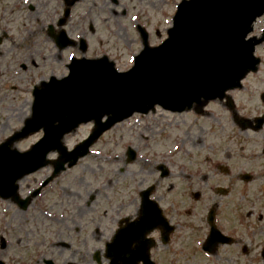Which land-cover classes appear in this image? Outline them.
<instances>
[{"label": "flooded vegetation", "instance_id": "flooded-vegetation-1", "mask_svg": "<svg viewBox=\"0 0 264 264\" xmlns=\"http://www.w3.org/2000/svg\"><path fill=\"white\" fill-rule=\"evenodd\" d=\"M8 1L6 10L11 14L20 13L32 21L33 17L26 14L38 13L40 21L32 22H40V32L46 34L58 53L67 49L79 51L80 40L75 41L68 32L88 26L86 23L93 21L90 16L98 11L94 6H120L118 13L124 17L131 13L141 15L131 3L135 0H40L39 7L30 0ZM136 1L142 2L149 13L155 10L153 0ZM82 3H87V9L75 15ZM259 21L252 32L256 38L264 36V26ZM141 27L147 30L146 23H136L134 31L139 33ZM21 29L25 30L24 25ZM62 32L69 40L62 41ZM260 45L258 49L264 46V40ZM209 105H213L212 111L206 110ZM206 107L199 114L194 113V120L205 119L198 127V135H191L186 121L181 122L179 132L176 118L165 120L167 114L161 110H155L156 118L137 115V122L134 118L128 120L127 123L143 122V128L150 123L147 132L152 139L155 135L170 139L173 144L177 141L187 165L176 174L178 168L171 162L175 154L171 151L170 163L152 162L146 173L140 169L153 177L130 185V195L126 196L129 206L118 205L117 209L131 210L116 220L111 233L110 223L119 215L109 216L107 206L97 210L93 195L87 194L84 201H78L76 193L55 191L51 184L37 194L36 184L25 192L21 189L25 194L19 197L29 198L25 209L17 202L11 203L22 214L32 209V220L41 215L46 224L47 232L34 242L33 248L25 249L37 258L36 264H109L106 254L114 232L125 230L127 219L139 220L145 209L152 211L155 205L173 230L167 236L164 227L150 233L156 242L153 255L171 256V264L176 257H183L184 264H264V74H248L239 89ZM140 139L149 140L144 136ZM136 157L135 152L133 161ZM124 159L129 160L127 151ZM44 179L43 176L39 182ZM167 179L168 190H160L159 183ZM54 191L59 197L69 194L72 199L41 204L45 195ZM103 216L101 223L93 226ZM15 264L25 263L21 260Z\"/></svg>", "mask_w": 264, "mask_h": 264}, {"label": "water", "instance_id": "water-1", "mask_svg": "<svg viewBox=\"0 0 264 264\" xmlns=\"http://www.w3.org/2000/svg\"><path fill=\"white\" fill-rule=\"evenodd\" d=\"M263 14L264 0H184L167 39L155 48L144 43L129 71L118 73L105 57L72 60L65 78L51 77L35 87L30 118L0 145V197H15V182L45 166L51 151L60 154L54 174L66 162L72 166L104 131L135 112L154 105L180 112L235 88L255 69V44L246 37ZM87 122L94 124L91 134L66 152L63 136ZM39 130L43 137L30 150L12 148Z\"/></svg>", "mask_w": 264, "mask_h": 264}, {"label": "rangeland", "instance_id": "rangeland-1", "mask_svg": "<svg viewBox=\"0 0 264 264\" xmlns=\"http://www.w3.org/2000/svg\"><path fill=\"white\" fill-rule=\"evenodd\" d=\"M179 1L153 0L151 3L155 10L149 13L142 2L135 0L131 3L136 5L135 11L139 10L141 15L131 13L125 17L118 13L121 10L120 6L115 8L112 5L103 8L100 5L94 6L93 9L98 11L95 16H90L93 21L86 23L88 26H84L83 29L76 28L68 33L74 39L82 37L86 40L88 50L85 57L96 59L106 55L114 61L117 70L125 71L132 65L134 55L141 49L139 36L134 31L135 24L146 23L149 44H157L164 39L165 31L170 27L175 6ZM30 2L34 5L38 4L39 7L40 0H30ZM8 6V0H0V9H5L0 12V37L2 38L0 44V143L19 130L24 119L29 116L32 86L37 85L41 80H47L51 75L55 77L63 75L66 73L64 65L69 61L70 56H80L78 51L72 49L61 53L56 52L51 41L46 38V34L40 32V22L36 25L32 22L37 19L40 21L38 13L26 14V16L33 17L30 21L20 13L18 16L11 14L6 10ZM84 9H87V3H82L76 9L75 15L82 13ZM21 25H24L25 30L21 29ZM257 55L261 60L264 59V46L258 49ZM256 73L264 74V66L260 65ZM212 107L213 105H209L206 110L212 111ZM190 113L173 117L177 122L180 121L179 124L187 121L191 135H198V127L205 119L194 120L195 116L190 117L188 115ZM143 124L138 126L135 123H127L114 127L95 144L89 155L79 160L74 167L60 173L50 185L55 191L67 190L73 195L76 193L79 197L78 201H84L87 194L93 195L94 201L97 202V210L100 211L103 206H107L109 216L119 215L110 223V233L115 227L116 220L129 214L131 210L117 209L118 205L129 206L126 196L130 195L131 189H128L130 185L140 179L153 177V175L144 174L147 172L146 168L151 165L150 163H170L168 157L172 151L170 148L172 141L155 137V135V139H152L147 132L151 124L146 123L144 128ZM88 130V127H82L67 135V146L70 148L80 141ZM178 131L181 132V128ZM40 136V132L30 135L26 139L19 140L15 147L19 151H25ZM140 136L149 140H142ZM144 144H151V146ZM127 146L138 151L137 161L125 166V170L120 172L123 168L121 158ZM176 152L179 153L171 159V162L178 168L176 170L178 174V170L187 163L184 160L183 151L177 150ZM142 159L143 161H139ZM142 168L144 173L140 172ZM50 170V167L44 168L20 182L22 191L25 192L32 188L41 177L48 175ZM34 178H36L35 183ZM169 183L168 179L161 181L160 190H168ZM144 186L142 184V187ZM55 191L47 193L41 204L50 200L72 199L69 194L59 197ZM31 212L33 210L28 209L25 214H22L12 203L0 200V258L3 261L10 262L13 253L16 254L17 261L23 259L25 264H36L37 258L28 254L25 249L33 248L34 242L39 241L47 229L46 224L39 217L41 215L33 221ZM103 219L104 216L101 220L97 219L93 226H97ZM11 229L15 231L13 236ZM2 244H5L4 248ZM12 245L16 247L12 249ZM70 248L73 249L74 246ZM63 255L65 256V253ZM170 258L171 256L167 255L157 256L159 264H170Z\"/></svg>", "mask_w": 264, "mask_h": 264}]
</instances>
